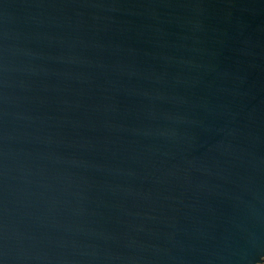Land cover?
<instances>
[{
	"label": "water",
	"instance_id": "obj_1",
	"mask_svg": "<svg viewBox=\"0 0 264 264\" xmlns=\"http://www.w3.org/2000/svg\"><path fill=\"white\" fill-rule=\"evenodd\" d=\"M0 264H264V0H0Z\"/></svg>",
	"mask_w": 264,
	"mask_h": 264
}]
</instances>
